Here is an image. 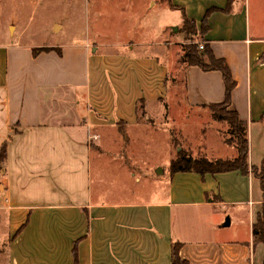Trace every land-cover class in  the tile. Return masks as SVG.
<instances>
[{"label":"crops","instance_id":"crops-1","mask_svg":"<svg viewBox=\"0 0 264 264\" xmlns=\"http://www.w3.org/2000/svg\"><path fill=\"white\" fill-rule=\"evenodd\" d=\"M167 2L198 30L210 11L202 41L231 70L230 109L247 122L250 166L264 167L262 2L255 13L248 0ZM183 25L161 54L111 50L88 38L0 43V151L7 145L0 216L10 232L0 264H172L175 242L190 264H264V243L253 233L263 205L258 176L172 173L173 156L145 171L123 137L142 120L156 132L173 122L172 45L184 43ZM180 63L185 91L176 113L212 114L208 106L226 96L221 71ZM225 145L234 154L215 159L237 156ZM135 173H158L156 190L143 197L132 187Z\"/></svg>","mask_w":264,"mask_h":264},{"label":"rangeland","instance_id":"rangeland-1","mask_svg":"<svg viewBox=\"0 0 264 264\" xmlns=\"http://www.w3.org/2000/svg\"><path fill=\"white\" fill-rule=\"evenodd\" d=\"M248 1L253 13L261 1L264 12V0ZM183 22L182 11L171 8L167 0H0V43L20 39L27 44H47L88 38L94 43L111 45V50L161 54L166 50L163 41H175L181 36L176 29ZM187 36L185 34L184 43L172 45L177 47L169 75V79L174 77L176 81L172 87L173 122L161 123L158 128L163 130L156 132L147 120H142L139 127L123 131V137L128 140L130 136L132 140L130 152L142 160L145 171L146 168L157 171L154 167L157 162L167 164L180 151L211 159L224 156L226 151L230 156L234 154V150L225 145H230L227 139L231 136L226 122L215 120L209 112L176 113L183 106L185 82L179 66L183 65L180 60L186 45L192 42ZM157 175L135 173L139 179L133 180L132 187L141 188L144 197L156 190L152 177ZM246 228L240 227V232L244 234ZM9 237L8 218L2 214L0 248Z\"/></svg>","mask_w":264,"mask_h":264},{"label":"trees","instance_id":"trees-1","mask_svg":"<svg viewBox=\"0 0 264 264\" xmlns=\"http://www.w3.org/2000/svg\"><path fill=\"white\" fill-rule=\"evenodd\" d=\"M172 5V4H171ZM173 6V5H172ZM208 11L203 21L202 28L198 30L194 21L185 17L183 30L192 42L186 45L185 51L181 57V62H186L189 65L199 66L204 71L219 70L221 71L226 88L225 100L221 103L210 104L208 107L212 111L213 118L217 121H224L229 125L230 137L228 143L236 146L238 154L233 159L218 158L211 160L207 157H193L184 151L178 152V156L174 158L170 164L172 173L179 171H195L200 174L219 173L231 170H241L243 173H248L251 170L261 180L263 191L262 210L257 216L256 223L253 226L255 242L264 243V167L258 168L250 166L249 163V141H248V125L246 121L240 119L238 112L235 109H230L232 105V91L236 86L231 70L224 59L217 58L213 50L204 43L203 36L207 30ZM192 29V31H190ZM203 44V48H200ZM41 48L39 50H47ZM37 53V50L34 51ZM7 157V145L4 144L0 151V167ZM180 243H173L172 248V264H190L187 260L180 257Z\"/></svg>","mask_w":264,"mask_h":264},{"label":"built area","instance_id":"built-area-1","mask_svg":"<svg viewBox=\"0 0 264 264\" xmlns=\"http://www.w3.org/2000/svg\"><path fill=\"white\" fill-rule=\"evenodd\" d=\"M200 48H203V44H200Z\"/></svg>","mask_w":264,"mask_h":264},{"label":"water","instance_id":"water-1","mask_svg":"<svg viewBox=\"0 0 264 264\" xmlns=\"http://www.w3.org/2000/svg\"><path fill=\"white\" fill-rule=\"evenodd\" d=\"M229 222V221H228Z\"/></svg>","mask_w":264,"mask_h":264}]
</instances>
